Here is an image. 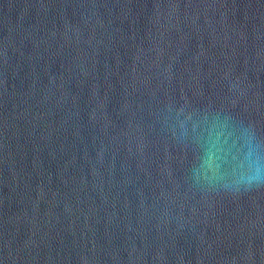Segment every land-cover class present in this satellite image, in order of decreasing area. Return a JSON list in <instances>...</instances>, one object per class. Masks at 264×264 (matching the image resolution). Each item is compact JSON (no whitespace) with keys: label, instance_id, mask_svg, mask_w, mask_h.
<instances>
[{"label":"water","instance_id":"water-1","mask_svg":"<svg viewBox=\"0 0 264 264\" xmlns=\"http://www.w3.org/2000/svg\"><path fill=\"white\" fill-rule=\"evenodd\" d=\"M0 264H264V0H0Z\"/></svg>","mask_w":264,"mask_h":264}]
</instances>
